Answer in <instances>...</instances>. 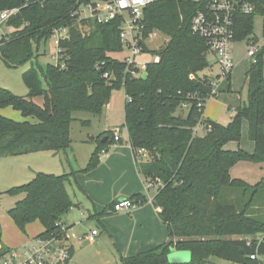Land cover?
<instances>
[{"label": "trees", "instance_id": "16d2710c", "mask_svg": "<svg viewBox=\"0 0 264 264\" xmlns=\"http://www.w3.org/2000/svg\"><path fill=\"white\" fill-rule=\"evenodd\" d=\"M76 1L0 0V10L18 8L7 21L15 30L2 34L0 40L1 58L8 68L29 61L40 44L51 37L54 27H68V36L60 41L63 67L53 63L31 65L22 73L28 89L23 96L0 88V106H10L24 118L16 121L0 115V157L67 149L73 112L101 115L112 92L123 90L127 141L137 169L156 185L152 204L159 209L167 240L136 255L121 257L122 264H205L211 256L233 263L262 264L264 220L247 210L257 196L264 199V185L231 178L229 169L238 161H264V45L246 72V101L227 124H220L202 117L206 101L201 107L197 104L212 88V80L204 72L210 51L205 40L190 30L191 17L201 4L194 0H158L144 8V35L158 31L166 41L156 50L144 46L146 52L160 59L147 63L142 79L132 74L136 67L110 55L122 50L120 20L73 21L69 12ZM252 1L256 6L253 13L235 15L233 40L250 35L254 15L264 11V0ZM35 96H43L42 105L32 100ZM200 120L210 129L196 135L193 128ZM243 120H247V135L254 150L226 149L229 141L240 140ZM102 136L95 139L84 168L60 175L36 172L27 183L5 191L22 195L7 212L22 233L36 220L43 228L36 238L59 236L61 225L71 227L62 219L74 205L67 184L76 173L95 168L109 144L119 141L114 140L111 130ZM138 149L146 151L145 159L137 156ZM235 193H241V199L248 194L240 207L238 202L227 201ZM126 199L134 205L146 201L142 193ZM113 205L102 212L113 209ZM8 250L0 240V255ZM172 250L188 251L190 261L171 263L168 254Z\"/></svg>", "mask_w": 264, "mask_h": 264}, {"label": "crops", "instance_id": "0c3cea01", "mask_svg": "<svg viewBox=\"0 0 264 264\" xmlns=\"http://www.w3.org/2000/svg\"><path fill=\"white\" fill-rule=\"evenodd\" d=\"M14 30L15 28L13 27L12 31ZM10 32L2 31L1 34ZM231 80L230 75L228 78H218V94L205 102L202 112L204 118L220 124H227L234 115L236 108L247 99L248 92L244 94L243 86H240V84L232 86ZM32 100L38 105H42L44 102L43 96H35ZM28 120L31 119L28 118ZM247 129V120H243L240 140L238 142L229 141L224 147L229 150L241 148L247 152H252L254 150V144L248 138ZM119 137V141L109 144L108 148L110 150L107 153L104 155L103 153L101 154V161L95 168L86 172L76 173L75 179H71L68 184L72 186V183H74L82 191L92 204L95 218L101 224L103 234L98 236L97 232L94 241L90 243L96 244L95 246L97 247L107 242L111 247H116L120 257H130L165 242L167 240V230L158 216L159 209L152 204V198L155 192L148 194V201L143 204L134 205L129 209H123L121 211H114L111 208L105 213L102 212L107 205L126 199L133 194H145L147 190L146 186L149 179H146L137 169L133 151L128 141H123L120 134ZM90 140L93 142L94 137L91 136ZM95 145L93 146L94 148ZM70 153L74 164L78 165L73 148H71ZM59 154L60 151H37L23 155L30 156L26 159V162L39 172L44 171V173L57 175L62 171L67 173L65 171L66 169H61L57 165L56 158L60 157ZM67 161L70 165V161ZM73 169L79 170L82 167L76 166V168H72L70 165V170ZM38 171H32L33 176ZM229 175L231 178L240 179L249 185H255L259 182L264 185V161H238L230 167ZM152 185L156 188V185ZM10 220V231L5 226L2 227L0 223L1 243L9 248H20L28 245V241L36 239V236L43 229L40 222L36 220L26 225L24 234L15 226L12 219ZM65 223L70 225L69 222ZM69 245L72 249L69 258L70 261L74 251V244L70 241ZM69 261L67 264H69ZM109 261L105 260L103 264H109Z\"/></svg>", "mask_w": 264, "mask_h": 264}, {"label": "rangeland", "instance_id": "374dc122", "mask_svg": "<svg viewBox=\"0 0 264 264\" xmlns=\"http://www.w3.org/2000/svg\"><path fill=\"white\" fill-rule=\"evenodd\" d=\"M12 30L13 26L7 24H2L0 26V34L2 31L10 32ZM252 40H256L258 43H260V45H264L263 17L261 14L254 15L251 34L244 39L234 40L231 44L232 58L234 63L233 69L230 73L232 86L240 84V86H243L244 94L248 91L245 78L246 72L250 67L251 62L250 58L247 56V51L251 47ZM165 41L166 37L158 31H155L154 33L152 32V37L148 38L146 46L150 50H156L162 47ZM54 51L55 48L53 39L50 37L45 41V43L40 44L39 51L37 53L35 52L29 61L14 68L6 67L0 54V88H5L16 95H26L27 87L22 80L23 71L28 69L31 65L38 67L45 66L47 63H54V59L51 57ZM110 55L114 58L120 59L124 56V53L113 52ZM151 56L152 53L147 52V54L141 55L138 57V59H149ZM206 58L208 61V67L204 70V72L205 74L209 75L212 82H217V76L219 75V65L211 52L207 53ZM43 84L45 85L44 81ZM124 97L125 94L123 90H114L111 94L108 105L104 108L101 115H93L85 111L73 112V120L70 125L69 133L71 140L70 146L65 150H60V159L56 158L58 163L57 165L61 167V169H66L65 171L69 173L71 171L70 165L72 168H76V166L82 168L85 167L88 163L90 153L94 148L93 146L96 144L95 139H99L106 130L114 131L115 129H118L122 140L126 142L128 138L127 131L123 126ZM0 115L13 120L24 119L19 111L13 109L10 106H0ZM86 121L88 123L83 124V122ZM91 136L94 137L93 142L90 140ZM71 148H73L78 165H75L74 160H72V155L70 153ZM109 150L110 149L107 148V150L103 152V155ZM65 154L68 156L66 157ZM28 157L30 156L20 155L0 157V223L2 227L5 226L9 231L11 230V218L7 212L9 208L14 205L15 201L22 197V195H12L6 193L5 191L11 187L27 183L33 176L32 171H38L26 162ZM67 160L70 161V165L68 164ZM63 173L64 172L62 171L57 175ZM67 186V191L74 205L71 207L69 212L62 217V219L64 222H69L70 225L72 224L70 233H75V237L69 239V242L72 241L74 244V251L69 264H103L105 260H110L109 264H122L121 257L116 247H111L107 242L96 247V244L90 243L85 238L83 239V234L89 232L92 229L97 230L98 236L103 234V230L100 222L94 216L92 204L85 197L82 191L74 183H72V186L69 184ZM146 187L147 190L144 194L146 197L145 202L148 201L147 195L156 191V188L152 185V183H150L149 180L147 181ZM240 195L241 193H235L227 197V201L238 202V207H240V204L243 203L242 200L245 201L248 197V194L244 195L242 199ZM247 213L253 217L255 216L264 220V199H262L261 196H257L254 199L253 204L248 208ZM35 243L36 239H33L28 241L27 244L31 246ZM205 264L242 263H233L216 256H211Z\"/></svg>", "mask_w": 264, "mask_h": 264}, {"label": "built area", "instance_id": "2783aa9c", "mask_svg": "<svg viewBox=\"0 0 264 264\" xmlns=\"http://www.w3.org/2000/svg\"><path fill=\"white\" fill-rule=\"evenodd\" d=\"M158 0H77L75 7L69 12L71 19L76 22L82 20H94L98 23H108L114 19H119V38L122 43L124 56L122 60L136 67L132 71L134 76H140L145 72L148 62H158L160 57L152 54L149 59L140 60L148 38L152 37L151 31L147 36L144 35V8ZM202 7L197 9L191 17L190 30L200 36L206 42L209 51L214 55L219 65V77L228 78L234 63L232 58V41L234 38V22L237 13L251 14L256 6L252 0H194ZM18 12L17 7L5 8L0 10V26L7 24V21ZM263 17V36H264V11ZM68 36V27H54L51 32L55 51L51 55L55 65L63 67L60 58V41ZM2 34H0V40ZM256 40L251 41V47L247 51L250 62H254L257 51L262 47ZM107 76V74H104ZM218 77V78H219ZM211 90L206 98L199 99L197 104L202 106L203 102L218 94L217 82H211ZM186 107V104H183ZM203 117V116H202ZM203 119V118H202ZM210 129V125L200 120L193 131L196 135H202ZM119 130H114V140H119ZM139 158H146L144 149L137 150ZM134 204L129 199H122L114 203L113 210L121 211L129 209ZM71 232V227L60 226L59 236L42 239L36 238V243L29 246L9 248L0 255V264H67L70 258L69 239L75 237ZM96 229L86 233L83 238L89 242L94 241ZM254 258V255H251ZM264 264V257L261 258Z\"/></svg>", "mask_w": 264, "mask_h": 264}, {"label": "water", "instance_id": "95a60500", "mask_svg": "<svg viewBox=\"0 0 264 264\" xmlns=\"http://www.w3.org/2000/svg\"><path fill=\"white\" fill-rule=\"evenodd\" d=\"M146 72L141 73L140 78L144 79ZM104 140V138L102 139ZM190 253L188 251L175 250L168 254V260L171 263H187L190 261Z\"/></svg>", "mask_w": 264, "mask_h": 264}]
</instances>
